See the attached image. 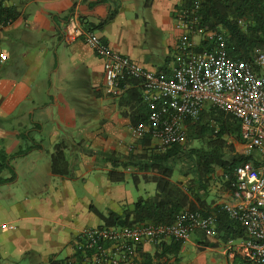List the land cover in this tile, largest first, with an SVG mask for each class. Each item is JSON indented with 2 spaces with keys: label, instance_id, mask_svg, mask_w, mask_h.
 Returning a JSON list of instances; mask_svg holds the SVG:
<instances>
[{
  "label": "crops",
  "instance_id": "crops-1",
  "mask_svg": "<svg viewBox=\"0 0 264 264\" xmlns=\"http://www.w3.org/2000/svg\"><path fill=\"white\" fill-rule=\"evenodd\" d=\"M183 3L4 1L16 17L7 23L0 19V58L6 55L0 61V148L10 156V167L0 174L4 179L0 182V264H48L52 258L73 257L74 236L104 224L93 208L104 214L121 213L139 199L133 187L138 191L143 187L141 196L156 193V184L145 178L151 174L133 166L123 170L126 177L138 175L137 184L127 178L111 180L109 153L130 154L131 145L136 152L142 150L141 139L132 135L137 95L127 93L134 86L131 83L119 97L107 95L103 59L81 38L73 37L93 29L114 50L147 69L171 73L181 34L176 16ZM113 10L114 18L96 28ZM60 141L68 143L69 173L64 175L51 169V154ZM173 179L182 184L189 181L179 171ZM226 180L222 170L213 175L203 195L211 205L205 209L237 202ZM194 234L193 242L203 250L224 245L218 238L216 245L208 243L213 240L201 230ZM161 249L160 243L151 241L134 245L135 262L142 264V252ZM223 251L228 264L244 263L240 256Z\"/></svg>",
  "mask_w": 264,
  "mask_h": 264
},
{
  "label": "built area",
  "instance_id": "built-area-1",
  "mask_svg": "<svg viewBox=\"0 0 264 264\" xmlns=\"http://www.w3.org/2000/svg\"><path fill=\"white\" fill-rule=\"evenodd\" d=\"M202 0L177 11L181 31L171 73L147 69L116 50L95 30L79 36L104 61V91L119 97L130 80L142 87L148 120L132 127V135L149 136L159 150L183 144L187 121L210 105L234 115L241 125L242 154L250 156L235 169L232 182L235 203H224L229 217L245 234L224 243L228 256L243 264H264V44L254 49V61L230 57L224 30H206L199 9ZM198 38V40H197ZM206 42L203 49H199ZM6 55H1L3 62ZM134 147L131 145L130 149ZM218 218L185 208L171 224L138 223L85 228L74 236L76 251L90 254L97 264H137L133 247L143 241H186L201 230L217 238Z\"/></svg>",
  "mask_w": 264,
  "mask_h": 264
},
{
  "label": "trees",
  "instance_id": "trees-1",
  "mask_svg": "<svg viewBox=\"0 0 264 264\" xmlns=\"http://www.w3.org/2000/svg\"><path fill=\"white\" fill-rule=\"evenodd\" d=\"M5 0H0V19L7 23L16 17V13L4 6ZM103 1V0H100ZM193 0H184L182 7L190 6ZM201 24L206 30H224L227 50L230 57L254 61V49L264 44V0H202L199 9ZM116 15V10L110 11L96 28H102ZM93 30V29H91ZM202 43L199 49L206 46ZM127 93L137 95L138 110L131 114L132 125L137 126L148 120L149 109L143 101L142 87L138 81L130 80ZM189 134L187 143L175 144L164 150H159L151 140L145 137L140 140L142 150L130 149V154L118 155L115 152L107 156L112 162L109 176L113 182H122L126 178L121 168L135 167L139 171L150 173L145 178L156 184V193L151 196H141L134 206H124L121 213L114 211L104 214L93 208L104 222L105 226H126L138 223L171 224L180 211L185 208L200 210L203 214H215L218 218L217 238L226 243L232 238L244 236L241 224L231 219L224 207L216 206L213 210L205 209L211 206L203 197L207 193L213 175L222 170L227 178L226 184L232 188L236 167L250 156L234 152V144L229 138L241 139L240 121L232 114L223 112L210 105L206 106L199 117L189 119ZM193 141L199 145L194 146ZM68 143L60 141L55 144L51 154V169L55 174L69 173V163L66 157ZM20 153V152H18ZM9 155L0 148V174L10 167ZM179 171L189 177L186 184L175 181L174 174ZM137 184L139 176L132 175ZM4 179L0 176V182ZM209 238V237H208ZM208 241L212 245L214 238ZM184 241L162 242L161 250L155 253L142 252V264H165L164 258L178 255ZM48 264H97L90 254L76 251L73 257L50 259ZM167 264V261H166Z\"/></svg>",
  "mask_w": 264,
  "mask_h": 264
},
{
  "label": "rangeland",
  "instance_id": "rangeland-1",
  "mask_svg": "<svg viewBox=\"0 0 264 264\" xmlns=\"http://www.w3.org/2000/svg\"><path fill=\"white\" fill-rule=\"evenodd\" d=\"M187 132L189 134V126L187 125ZM188 140V139H187ZM187 140L185 143H187ZM229 142L234 144V152L237 154H242L243 148L240 140H234L232 138H229ZM194 146L199 145L198 141H193L192 143ZM135 147V146H134ZM122 170L124 168H121ZM127 180H130L132 184H134V180L132 178V175L129 174L128 177H126ZM143 185L146 183H142ZM142 185V186H143ZM139 193V194H138ZM153 194L155 193L152 192ZM152 194V195H153ZM133 195L136 197L139 195H145L143 187H140L139 191L133 187ZM104 223V222H103ZM195 234L194 232L191 233L190 239L191 241H186L184 243V249L179 253V255H171V257L167 258V264H228L227 256L224 251V245H220L215 249H201L199 246H197L195 241ZM217 239V238H216ZM165 261V264H166Z\"/></svg>",
  "mask_w": 264,
  "mask_h": 264
}]
</instances>
